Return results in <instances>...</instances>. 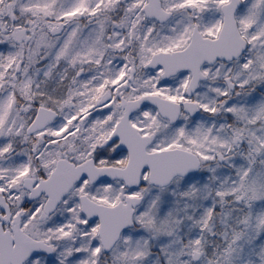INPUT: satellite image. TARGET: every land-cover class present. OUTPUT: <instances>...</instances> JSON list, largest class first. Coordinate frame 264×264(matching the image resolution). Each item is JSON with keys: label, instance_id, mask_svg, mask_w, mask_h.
Wrapping results in <instances>:
<instances>
[{"label": "snow or ice", "instance_id": "snow-or-ice-1", "mask_svg": "<svg viewBox=\"0 0 264 264\" xmlns=\"http://www.w3.org/2000/svg\"><path fill=\"white\" fill-rule=\"evenodd\" d=\"M0 264H264V0H0Z\"/></svg>", "mask_w": 264, "mask_h": 264}]
</instances>
